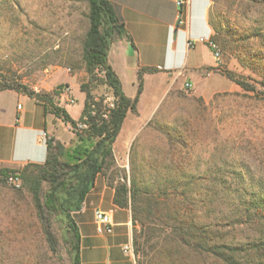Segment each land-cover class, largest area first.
<instances>
[{"label": "rangeland", "instance_id": "rangeland-1", "mask_svg": "<svg viewBox=\"0 0 264 264\" xmlns=\"http://www.w3.org/2000/svg\"><path fill=\"white\" fill-rule=\"evenodd\" d=\"M209 20L211 39L221 52L220 73L255 90L246 91L226 76L229 80L220 77L204 87L205 98L186 90L183 78L171 83L149 78L137 102L140 120L154 108L150 121L133 141V124L123 127L102 174L114 188L124 182L129 187L135 179L139 190L158 196L162 212L169 207V213H187L186 226L203 233L207 246L235 248L228 251L232 264H264V212L251 203L264 197V0H211ZM87 24L86 0H0V91L24 93L25 88L58 105L67 85L59 82L64 75L88 83L81 58ZM96 77L92 93L111 94L102 74ZM124 88L136 92L137 80L125 81ZM216 88L224 91L212 94ZM73 94L70 112L77 115L82 93L74 88ZM56 133L61 140L47 137L65 147L60 171L73 163L68 155L81 145V133L65 123ZM10 168L15 171L8 176L18 177L19 185L0 175V264H72L74 212L67 218L46 202L49 178L39 184L38 210L20 176L22 166ZM159 220L150 223L156 230L146 241L141 223L133 222L136 264H228L193 238L176 241ZM46 228L55 250L48 246Z\"/></svg>", "mask_w": 264, "mask_h": 264}, {"label": "crops", "instance_id": "crops-1", "mask_svg": "<svg viewBox=\"0 0 264 264\" xmlns=\"http://www.w3.org/2000/svg\"><path fill=\"white\" fill-rule=\"evenodd\" d=\"M108 1L116 10L123 28L121 34H115L112 39L107 61L128 98L136 96L137 88L136 92L128 93L124 82L134 83L138 79V69L142 67L155 70L142 74L144 88L139 99L149 78L161 77L163 82L168 83L183 78L191 84V90L205 98H208L203 94L206 85L220 77L228 79L220 73L208 44L200 40L211 38L213 34L209 20L211 0H187L181 7L176 4V0ZM179 16L182 23H178ZM60 80L68 85L71 94L74 88L82 93V104L77 115L71 114L72 104L63 103L61 93L57 103L71 118L77 119L84 105L85 92L81 91L79 79L74 75H64ZM220 91L224 90L216 88L212 94ZM153 110L140 120L137 102L136 111L126 113L118 135L126 124H133L129 141L135 140V135L145 128L142 126L150 121ZM60 125L64 123L46 111L35 98L11 89L0 91V165L16 167L25 163L43 164L47 150L41 133L54 135L61 140L62 136L56 133ZM115 141L112 147L114 154ZM19 150L22 154H16ZM114 194V187L99 173L93 187L85 195L81 208L74 212L79 234V264H136L132 252L131 211L128 207L116 205ZM97 211L107 213L110 233L97 231Z\"/></svg>", "mask_w": 264, "mask_h": 264}, {"label": "trees", "instance_id": "trees-1", "mask_svg": "<svg viewBox=\"0 0 264 264\" xmlns=\"http://www.w3.org/2000/svg\"><path fill=\"white\" fill-rule=\"evenodd\" d=\"M86 2L88 24L81 44V58L89 80L88 83L80 85L81 91L85 92V100L79 117L77 119L71 118L63 107L55 105L41 94L28 91L25 88L22 90L24 94L42 103L46 111L52 113L63 123L69 124L72 131L81 133L79 135L81 145L77 146L71 155H68L74 161L72 164H66V169L59 171V157L65 147L55 141L54 138L47 137L45 141L47 150L45 162L43 164L25 163L22 165L20 173L21 178L31 190L34 205L38 210L42 208L39 197V184L44 179H51L52 185L46 202L59 208L67 218H70L71 212L78 211L81 208L85 195L94 185L97 174L103 172L105 165L111 159L112 145L126 113L136 111V102L143 87L142 74L146 71L155 70L144 67L138 69L136 96L133 99L128 98L122 90L118 76L107 61V53L112 39L115 34H121L123 28L122 24L119 23L116 10L108 0H86ZM97 72L102 74L100 81L107 86L115 98L114 107L112 108L104 105L103 95L97 96L92 93V82L97 79ZM226 76L246 91L255 90L253 86L242 80L234 79L230 75ZM54 93L56 94L57 91ZM104 112H106L107 117L102 116ZM85 117L88 127L77 130V123L84 120ZM92 139H95L93 144L84 145L85 140ZM14 171L15 169L10 167H1L0 175L1 177H7L9 173ZM114 189V203L120 207L130 208L132 222L139 221L141 223L145 241L156 230L150 223L162 219L166 220H159L161 223L164 222V229L168 231L169 236L175 237L176 241L186 244L189 242V238H193L200 247L204 248L206 246L205 250L207 252L225 263L232 264L234 262L228 251L234 252L235 248L219 244L207 246L203 233L196 234L197 229L191 233L193 227L186 226L187 213L184 215L177 209L169 213V207L167 212H162L158 206V203L161 202L158 196L139 190L135 179L131 180L129 187L124 182L118 183ZM129 200L130 204H128ZM251 203L258 210L264 212V197L252 199ZM71 228L74 234L72 264H79V234L73 222H71ZM45 237L49 248L55 250L56 243L53 234L47 228L45 229ZM133 244L135 245V240ZM137 264L142 263L138 261Z\"/></svg>", "mask_w": 264, "mask_h": 264}, {"label": "built area", "instance_id": "built-area-1", "mask_svg": "<svg viewBox=\"0 0 264 264\" xmlns=\"http://www.w3.org/2000/svg\"><path fill=\"white\" fill-rule=\"evenodd\" d=\"M187 0H176V4L181 7L184 3H186ZM178 23H182L181 17H178ZM201 41H204L208 44L209 48L212 51V55L215 59V61L218 63L220 62L221 59V52L220 49L217 47L216 43L213 42V40L211 38H200ZM191 44V43H190ZM184 87L186 90H190L191 89V84L189 82H185L184 83ZM63 95V100L65 104H72L74 102L73 98L71 97V92H70V88L68 87V85H64L61 89L60 92ZM114 101L115 98L112 94H108L104 96L103 99V103L105 106H107L108 108H112L114 107ZM94 113V112H92ZM103 117H107L106 112L102 113ZM68 128L71 129L70 125L67 124ZM88 127L87 123H86V117L84 118V120L79 121L76 125V129L77 130H82V129H86ZM47 138V134L45 132L41 133V139L42 141H46ZM8 180L15 184V185H19V179L18 177L14 176V175H9L8 176ZM96 223H97V231L98 232H106V233H110L111 232V225H110V221H109V217L107 215V213L105 212H101V211H97L96 212ZM133 252V249H132Z\"/></svg>", "mask_w": 264, "mask_h": 264}]
</instances>
